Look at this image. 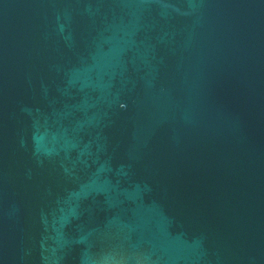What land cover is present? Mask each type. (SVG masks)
Returning <instances> with one entry per match:
<instances>
[{"label": "water", "instance_id": "obj_1", "mask_svg": "<svg viewBox=\"0 0 264 264\" xmlns=\"http://www.w3.org/2000/svg\"><path fill=\"white\" fill-rule=\"evenodd\" d=\"M0 264H264V0H0Z\"/></svg>", "mask_w": 264, "mask_h": 264}]
</instances>
